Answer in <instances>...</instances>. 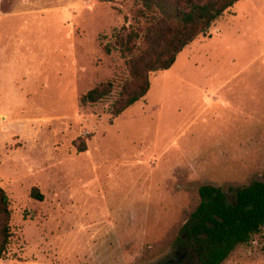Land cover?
I'll list each match as a JSON object with an SVG mask.
<instances>
[{"label":"rangeland","instance_id":"374dc122","mask_svg":"<svg viewBox=\"0 0 264 264\" xmlns=\"http://www.w3.org/2000/svg\"><path fill=\"white\" fill-rule=\"evenodd\" d=\"M133 7L0 0V186L12 211L0 264L176 261L200 185L234 200L262 179L264 0H237L111 117L127 71L102 45ZM106 81L110 95L80 103ZM221 264H264V226Z\"/></svg>","mask_w":264,"mask_h":264},{"label":"trees","instance_id":"16d2710c","mask_svg":"<svg viewBox=\"0 0 264 264\" xmlns=\"http://www.w3.org/2000/svg\"><path fill=\"white\" fill-rule=\"evenodd\" d=\"M131 22L102 45L104 53L116 50L124 59L127 75L109 106L111 117L141 99L149 89V74L166 70L177 54L237 0H132ZM112 83L100 82L80 96V103H95L110 95ZM80 151L83 150L81 147ZM199 201L181 226L182 249L195 252L196 264H221L238 244H247L264 226V174L235 188L230 200L220 187L202 184ZM30 196L42 200L38 188ZM11 208L0 186V259L7 257L11 240Z\"/></svg>","mask_w":264,"mask_h":264},{"label":"flooded vegetation","instance_id":"af4514ba","mask_svg":"<svg viewBox=\"0 0 264 264\" xmlns=\"http://www.w3.org/2000/svg\"><path fill=\"white\" fill-rule=\"evenodd\" d=\"M196 263H197V259L195 256V252L187 249H182L176 261L169 259L162 264H196Z\"/></svg>","mask_w":264,"mask_h":264}]
</instances>
